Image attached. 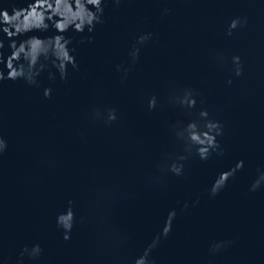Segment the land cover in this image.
I'll return each mask as SVG.
<instances>
[{
	"label": "water",
	"instance_id": "obj_1",
	"mask_svg": "<svg viewBox=\"0 0 264 264\" xmlns=\"http://www.w3.org/2000/svg\"><path fill=\"white\" fill-rule=\"evenodd\" d=\"M0 264H264V0H0Z\"/></svg>",
	"mask_w": 264,
	"mask_h": 264
}]
</instances>
